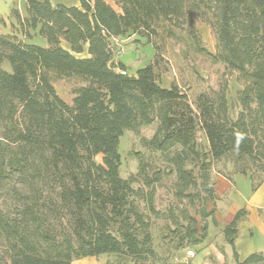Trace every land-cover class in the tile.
I'll use <instances>...</instances> for the list:
<instances>
[{
    "label": "trees",
    "instance_id": "obj_1",
    "mask_svg": "<svg viewBox=\"0 0 264 264\" xmlns=\"http://www.w3.org/2000/svg\"><path fill=\"white\" fill-rule=\"evenodd\" d=\"M113 1L120 10L106 0L72 6L26 0L27 14L14 9L12 15L26 33L38 29L48 46L0 33V246L6 264H72L105 253L153 264L159 256L152 220L166 213L156 207L155 185L164 174L175 177L179 198L193 203L195 189L207 192L202 222L184 211L186 223L177 220L171 230L175 249L203 243L209 218L223 225L234 247L249 211L242 208L222 224L208 208L216 198L214 164L230 160L234 172L250 176L254 190L264 183V0ZM194 15L213 30V58L244 82L236 118L224 89L201 93L194 105L178 84L160 83L153 27L159 20L194 22ZM136 34L153 45L155 57L128 74L126 64L115 61L114 38ZM50 72L84 82L72 104L57 92ZM155 122V133L141 143L165 168L137 152L138 172L123 177L121 137ZM235 257L237 264H264L262 252L240 261L235 251Z\"/></svg>",
    "mask_w": 264,
    "mask_h": 264
},
{
    "label": "rangeland",
    "instance_id": "obj_2",
    "mask_svg": "<svg viewBox=\"0 0 264 264\" xmlns=\"http://www.w3.org/2000/svg\"><path fill=\"white\" fill-rule=\"evenodd\" d=\"M51 2L53 5H80V0H51ZM110 4L120 10V7L113 0H110ZM16 8L24 15L27 14L26 0H0V15H7L6 11L10 9V16H12L13 10ZM193 19L194 22L185 20L179 26L171 25L164 20L155 23L150 38L160 55L159 64L156 67L160 83L165 87H169L174 83L178 84L194 105L201 93L214 94L224 89L230 107V115L236 118L241 110L237 95L238 91L243 88L244 82L239 78L236 71H228L222 62L213 58L212 55L217 51L216 38L208 22L198 15H194ZM2 29L10 31L5 27H2ZM13 31L24 42L48 46L47 39L39 35L38 29L36 31L29 29V33H26L19 25L13 26ZM136 37L140 38L142 36L136 34ZM142 38V40L146 39ZM135 39V37H128L119 45H114L115 61H118L121 55L133 53L132 42H135ZM143 42L136 43L138 47L135 54H138V57L132 60L130 64L128 63L129 66L126 69L128 74H134L136 68L148 60L150 51H144L146 46ZM123 59L126 62L128 61L125 57ZM3 67L10 69L8 65L7 67L3 65ZM50 76L60 96L66 102L72 104L75 89L83 85L84 82L77 76L58 77L53 72H50ZM156 128L157 123L155 122L141 127L138 132L127 130L121 137L119 151L122 156L121 174L123 177H129L138 172L140 160L137 152H141L155 166L165 168L166 163L159 154H152L141 143V139L151 137ZM198 138L204 147L208 145L203 132L198 133ZM97 160L101 162L102 156H97ZM214 169L213 174L221 173L228 180L219 182V198L216 195L215 200L208 202L209 209L214 208L215 211L217 209L215 217L222 220V224H225L224 222L240 209L252 206L256 201L264 205V184L258 192L254 190L250 176L234 172L233 163L228 159L215 162ZM175 184L173 175L164 174L163 179L155 185L156 207L166 213L164 217L161 215L158 218L153 217L152 220L154 246L159 256V259L153 264H237L235 251L239 252L243 260L250 253L264 249V231L257 222H264V208L262 207L258 209L262 213L257 215V219H254V217L248 219L247 217L240 223V233L234 247L226 240L223 225L217 227L212 218H209L208 237L203 243L185 249H175V242L178 238L174 236L171 230L176 227L177 220L186 223L183 218L184 211L196 216L202 222L199 212L203 207V197L207 195V192L195 189L197 196L194 202L191 203L189 199L176 196ZM6 197L5 195L1 199L3 205L9 202ZM170 210H173L174 217L170 215ZM191 249L195 251V256L188 255V250ZM1 255L3 256V264H6L5 254L0 246ZM151 263V261H148L144 264ZM72 264L133 263L124 261L118 255L105 253L99 257L89 256L76 259Z\"/></svg>",
    "mask_w": 264,
    "mask_h": 264
},
{
    "label": "crops",
    "instance_id": "obj_3",
    "mask_svg": "<svg viewBox=\"0 0 264 264\" xmlns=\"http://www.w3.org/2000/svg\"><path fill=\"white\" fill-rule=\"evenodd\" d=\"M107 2H109L110 3V0H106ZM114 2V1H113ZM17 9V8H16ZM20 13H21V15L22 16H25L24 14H23V12H21V11H19ZM6 13H7V15H0V33H4V34H15L14 33V31H13V26H19V23H18V21L16 20V18L12 15V16H10V9L8 10V11H6ZM5 13V14H6ZM9 14V15H8ZM2 27H5L7 30H10V31H5V30H3L2 29ZM130 37H135L136 39H135V42H132L133 43V45H132V48L134 49L133 50V53L132 52H130L129 54H124V55H121V57L119 58V60H121L124 64H126V66H129V64L132 62V60H134V59H136L137 57H138V54H135L136 53V48L138 47V45L136 44L137 42H142V41H144L143 43H145V46H146V48L144 49V51H150L149 52V56H148V60H147V62L146 63H144L143 65H141V66H139V67H137L136 68V70H135V73H136V71H137V69L138 68H140V67H142V66H144V65H146L147 63H149L151 60H153L154 59V57H155V49H154V47H153V45L151 44V43H148L147 42V40L145 39V40H139L138 41V39H139V37H136V36H134V35H132V36H130ZM126 39H128V37H126V38H119L118 39V42H115L114 41V43H117L118 45L120 44V42H124V40H126ZM132 54V56H130ZM134 55V56H133ZM123 57H125V58H127L128 59V61L126 62L124 59H123ZM118 60V61H119ZM117 61V60H116ZM129 63V64H128ZM214 176H215V179H214ZM226 176H224V175H222L221 173H214L213 174V180H214V182H215V189H216V195H217V198H219V189H218V184H219V182H221V181H223V180H226V181H228L226 178H225ZM264 184V183H263ZM262 184V185H263ZM261 185V186H262ZM260 186V187H261ZM259 187V188H260ZM259 188L256 190L257 192H258V190H259ZM255 191V192H256ZM259 201H256V202H254L253 203V205L252 206H248L246 209H248V211H249V214H248V219H250V218H252V217H254V219H257V215H260L262 212L260 211V210H258L259 208H264L263 206L264 205H262V204H259L258 203ZM216 212H217V209H216V211H215V216H216ZM235 215H236V213H235ZM235 215H233L229 220H227L226 222H224V223H230L233 219H234V217H235ZM253 215V216H252ZM219 222H223L222 220H220V219H217ZM258 223H259V226L262 228V230L264 231V222H259V221H257ZM256 222V223H257ZM239 233H240V230H239ZM239 237V234H238V236H237V238ZM236 238V239H237ZM236 239H235V242H236ZM256 252H262L263 254H264V249H259V250H257ZM238 253V256H239V259H240V261L242 260L241 259V257H240V255H239V252H237ZM253 253V252H252ZM251 254V253H250ZM244 260V259H243Z\"/></svg>",
    "mask_w": 264,
    "mask_h": 264
},
{
    "label": "built area",
    "instance_id": "obj_4",
    "mask_svg": "<svg viewBox=\"0 0 264 264\" xmlns=\"http://www.w3.org/2000/svg\"><path fill=\"white\" fill-rule=\"evenodd\" d=\"M115 42H118V38H114ZM123 73H126V71H122ZM188 255L190 256H195V251L194 250H188Z\"/></svg>",
    "mask_w": 264,
    "mask_h": 264
}]
</instances>
